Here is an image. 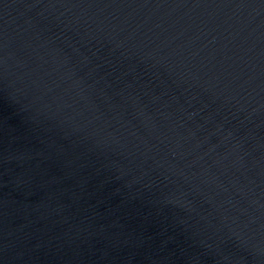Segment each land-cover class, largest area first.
Instances as JSON below:
<instances>
[{
	"label": "water",
	"instance_id": "obj_1",
	"mask_svg": "<svg viewBox=\"0 0 264 264\" xmlns=\"http://www.w3.org/2000/svg\"><path fill=\"white\" fill-rule=\"evenodd\" d=\"M0 264H264V0H0Z\"/></svg>",
	"mask_w": 264,
	"mask_h": 264
}]
</instances>
